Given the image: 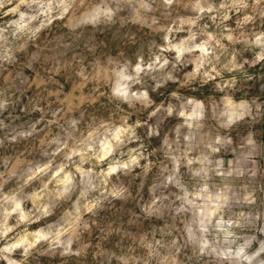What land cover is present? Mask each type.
Here are the masks:
<instances>
[{
	"label": "clouds",
	"instance_id": "1",
	"mask_svg": "<svg viewBox=\"0 0 264 264\" xmlns=\"http://www.w3.org/2000/svg\"><path fill=\"white\" fill-rule=\"evenodd\" d=\"M0 264H264V0H0Z\"/></svg>",
	"mask_w": 264,
	"mask_h": 264
}]
</instances>
